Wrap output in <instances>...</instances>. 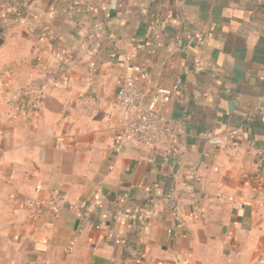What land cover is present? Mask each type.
<instances>
[{"label":"crops","instance_id":"crops-1","mask_svg":"<svg viewBox=\"0 0 264 264\" xmlns=\"http://www.w3.org/2000/svg\"><path fill=\"white\" fill-rule=\"evenodd\" d=\"M0 38V173L37 264H264V0H0ZM141 74L182 81L155 149L120 140Z\"/></svg>","mask_w":264,"mask_h":264},{"label":"built area","instance_id":"built-area-1","mask_svg":"<svg viewBox=\"0 0 264 264\" xmlns=\"http://www.w3.org/2000/svg\"><path fill=\"white\" fill-rule=\"evenodd\" d=\"M43 55L44 51L39 53L37 58L39 62L42 61ZM148 79V74L126 78L117 91L118 104L127 113L124 132L120 140L125 145L155 149L161 143L164 135L173 133L167 123L164 109L172 102L175 94L179 92L182 81L177 80L171 87H158L152 94L148 95L145 88ZM37 101L38 96L25 92L17 100L14 111L16 114L29 115L36 108ZM259 115L264 122V107L259 109ZM176 132L181 134L182 130L177 129ZM203 135L211 146L220 145L223 141L222 135H216L212 132H205ZM229 135L238 137L240 132L234 129ZM57 213L60 212L57 211ZM117 243L120 244L121 241H117Z\"/></svg>","mask_w":264,"mask_h":264},{"label":"rangeland","instance_id":"rangeland-1","mask_svg":"<svg viewBox=\"0 0 264 264\" xmlns=\"http://www.w3.org/2000/svg\"><path fill=\"white\" fill-rule=\"evenodd\" d=\"M8 187L0 173V264H37L35 257L24 250L21 237L24 221L13 213Z\"/></svg>","mask_w":264,"mask_h":264},{"label":"water","instance_id":"water-1","mask_svg":"<svg viewBox=\"0 0 264 264\" xmlns=\"http://www.w3.org/2000/svg\"><path fill=\"white\" fill-rule=\"evenodd\" d=\"M4 40L0 38V47L3 45Z\"/></svg>","mask_w":264,"mask_h":264}]
</instances>
